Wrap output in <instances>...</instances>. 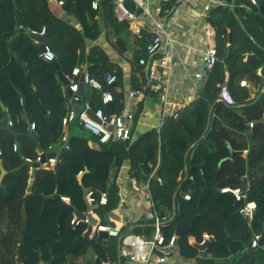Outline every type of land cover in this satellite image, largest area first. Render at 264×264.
Listing matches in <instances>:
<instances>
[{
    "label": "trees",
    "instance_id": "trees-1",
    "mask_svg": "<svg viewBox=\"0 0 264 264\" xmlns=\"http://www.w3.org/2000/svg\"><path fill=\"white\" fill-rule=\"evenodd\" d=\"M59 1H64V10L77 19L80 28L69 25L56 16L48 0H0V126L4 124V112L1 107L3 104L14 130L28 134V126L23 118L27 107L32 122L36 124L35 133L39 138V142L25 139L18 143L16 137L7 129L0 128V146L3 150V156L0 158V176L2 169L7 173L3 186H0V264L15 263L20 243L18 237H21V231L32 214L43 215L45 221L54 217L52 211L46 209L54 204L60 208L59 204L49 201L44 211L42 204L43 196H55L58 183L61 194L64 187L75 185L72 179L74 178L83 197L78 175L85 172L87 167L84 169V166L77 165L74 172L70 173L71 169L64 166V159H76L79 151L94 152L88 147V142L98 143V140L78 122L72 123L67 142L69 149L61 157L64 165L58 167L55 174L43 169L36 171L32 192L27 194L31 174L30 166L25 162L27 159L36 160L38 151L48 153L49 147L61 146L64 136L63 119L68 109L55 64L38 58L39 46L30 34L16 35V11H19L23 26L30 33L47 29L48 46L56 55L62 53L59 65L64 75L71 76L77 63L82 61L89 65L90 76L103 84L107 75L113 74L117 77L114 86H104L114 96V101L110 104H103L102 93L89 88L82 99L89 102L93 109L101 108L107 115L121 113L125 109L123 94L114 91L118 83L122 86V69L110 60L101 47L95 46L89 51L86 49L87 40L97 41L100 38V22L108 24L119 54L134 52L132 65L137 67L143 77L147 68L140 66L139 62L142 58L148 59L146 46L150 35L143 34L141 39L135 38L131 41L129 24L119 22L114 16L113 0ZM95 1L99 4L98 11L92 10ZM260 2L264 7V0ZM245 4L250 6V0H235L236 7L233 11L219 6L210 12L209 21L217 31L220 57L219 63L209 71L199 98L183 108L177 119L166 118L159 130H149L129 143L111 142L102 145L100 153L92 155V158L100 162V174L93 169H87L88 172L83 176V186L87 189L108 192L109 204L100 209V213L102 222L111 224L109 216L117 204L119 186L110 183V165L105 161L111 157V169L115 168L116 176L121 167L127 164V180L134 179L140 184L143 176L149 177L155 171L150 181V191L157 211L161 218L168 219L165 217L166 213L173 216L171 221H168L169 218L163 224L162 230L167 241L177 228L188 229L193 225L190 233L178 238L181 254L186 258H193L199 251L189 244L190 237H195L200 242L203 234L208 233L214 238L208 246V258L200 260L199 264H218L213 263V260L223 264L264 261L263 245L257 249L250 248L255 234H262L264 238V123H258L264 119V94L247 102L249 90L240 86L242 80L260 88L264 85V68L261 76L257 73L264 65V49L252 40L262 44L264 16H258L259 8H254L257 13L253 17L259 30L258 34H255L247 24V17L250 16L240 9V5ZM175 5V1L171 0L164 6V11L171 12ZM237 15L245 28L240 25ZM229 35L232 56L228 71V88L238 106L234 108L218 102L221 91L219 85L225 82L224 59L227 56ZM251 53H256L262 61V65L255 69H251L244 61L245 56ZM23 65L26 66L27 73ZM27 78L32 82L34 91L30 89ZM135 86L138 91L152 89L150 81L147 86L145 81L140 84L136 79ZM19 91L24 94V98ZM36 97L47 111V115L38 107ZM21 99L24 100V105H21ZM141 109L142 107L139 108ZM47 116L52 121L51 138L48 134ZM250 122L255 123L252 129ZM16 142L19 144L18 152L13 151V144ZM245 150H248L247 157L236 155L230 159L231 151ZM245 177L249 179L246 202L257 204L251 222L240 214V207L236 205L232 193H221L224 188H243ZM52 182L54 185L50 184ZM86 182H91L90 188ZM186 194L191 195L189 201L184 199ZM61 196L72 201L70 196ZM71 206L77 209L72 202ZM60 210L62 212L61 208ZM60 214L50 222L56 229H60ZM44 220L41 222H45ZM146 222L145 226L135 229L133 234H141L151 239L154 234L153 222ZM84 226L86 225L82 224L79 228L85 231ZM31 247L27 245L24 250ZM84 250L75 251V256H81ZM31 256L37 258L34 253H31ZM66 256L67 253H64L61 259H58L53 252L51 260L54 262L51 264H65ZM49 262L46 263L50 264Z\"/></svg>",
    "mask_w": 264,
    "mask_h": 264
},
{
    "label": "crops",
    "instance_id": "crops-1",
    "mask_svg": "<svg viewBox=\"0 0 264 264\" xmlns=\"http://www.w3.org/2000/svg\"><path fill=\"white\" fill-rule=\"evenodd\" d=\"M174 1L176 5L171 12L164 11L165 5L160 10L157 7H154V10H155V13L159 15L162 18V20L166 23V25L168 26L170 33H172L173 39L178 42V44L176 45V55L174 57L173 67H172V71L170 75L171 76V88H170V94L168 96V100L171 102H176V103H180L181 105H183L181 108L182 110L183 108L187 107L188 104H190L191 102L199 98L200 92L205 86L206 81L208 79L209 70H207L206 68V76H204L202 72V68L205 66L203 62L204 51H206L208 47L214 46V45L218 49L217 31L215 27L209 21L210 12L219 6L230 8V10H231V7L233 6V10H234L236 5H235V0H174ZM48 2L50 5V8L52 9V11L54 12L56 16L64 20L69 25L80 28L78 25L77 19L74 16L66 13V11L64 10V1L48 0ZM60 2H63V5H60ZM207 5L210 6V11L208 12L205 11V7ZM240 6H241L240 9L245 11L246 14L250 16V17H247L248 26L251 27L250 29L255 34H258L259 30L256 28L257 26L255 25L256 22L254 20L255 17H253V15L257 13V11H254V8L256 7L250 5V9H246V8H243L244 5H240ZM257 8H259L257 15L264 16V14H262V11L260 9L259 3H258ZM263 11H264V7H263ZM237 17L239 18L238 20L240 21V25L243 28H245L240 17L238 15ZM100 27L102 29V34L100 38L97 41L87 40L86 49L87 51H89L95 46L101 47L107 53L110 60L122 69L123 71V78L121 82L122 86H119V83H118L115 86L114 91L116 93L123 94L124 99H125V107H126L125 109L129 110L134 115V123H133L132 129H133V140H135L139 136L146 133L147 131L158 129L160 127L161 112H162L163 103H164L163 93L155 91L154 89H151V90H145V89L141 90L140 89L141 92L143 93L142 98L134 97L131 99L128 97V94L131 91L133 90L136 91L137 89L135 86L136 79L138 80L140 84H143V81H145L148 86L149 84L148 72L146 71V68H145V75L143 77L141 73L137 70V67H134L132 65L134 61L133 51L124 53V54H119L118 46L116 44L115 39L112 37V32L109 29L107 23L103 21L100 22ZM208 28H211V32L209 31ZM130 31L132 33L131 41H133L135 38H138L134 34V32L131 30V28H130ZM211 33H213L212 34L213 36H211ZM143 34L144 36L150 35L149 40L150 41L152 40L153 34L151 32H149L148 30H144ZM252 40L257 46L262 47L264 49V39L263 38H261L262 44H258L254 39ZM230 43H231V36L229 35L228 44H227V50H228L227 56H228L229 51H231ZM249 55H256L257 58L260 60V64L258 66L262 65L261 58L256 53L247 54L245 56V60H244L245 62ZM227 56L224 59V62H226ZM58 62H59V58H58ZM225 67H226V64H225ZM263 68H264V65H262L257 70V73L259 76L262 75ZM228 71H229V66L226 67L225 82L219 85V87L227 85V89L229 90L228 83H229L230 74ZM198 73H201L205 78L204 83L201 88H198V84L201 79L198 80L195 77L196 74ZM243 81H247V80H242L241 82ZM247 82H248L247 87H242L241 83H240V86L242 88L249 90L250 96L247 99L248 100L247 102H249V101H253L257 99L258 96H261L260 92L261 90H264V85L262 88H260L252 84L249 81ZM90 89L89 87H85V94ZM140 107H142L141 110H139ZM235 107H238V106L236 105ZM67 109L68 110L70 109V105L68 104H67ZM7 114H8V111H7ZM23 118L25 122L27 123V126H28L27 130L28 132H30L31 124L28 121L26 110H25V114ZM3 121H4V115H3ZM8 121L10 122L9 115H8ZM70 125L67 128L64 127V133H66L68 136H70ZM137 131L139 132V134H137ZM224 143L227 146L229 145L227 141H224ZM99 146L100 145H98V143H95L93 141L88 142V147L91 150L95 147H96L95 149H98ZM100 149H101V146H100ZM40 153L42 152L38 151V154ZM247 155H248V150H245L242 156L245 158L247 157ZM0 163H1V159H0ZM62 165L64 164L61 162V158H60L59 164L55 167V170L52 172H54L55 174L56 169L58 167L60 168V166L62 167ZM127 171H128V165L124 164V166L121 167L120 172H118L117 176L115 175V168H112L109 174L110 183L111 184L115 183L119 186V191L122 192V195H123V202L120 200L118 196L115 209L109 216V223L111 224L104 223L106 225H110L112 227H116L120 229L121 233L124 235L128 233L133 234L135 233L134 232L135 229L146 225L147 219L145 217V213L149 210L150 205H151V201L149 197L136 195L133 192L132 186H129V183L131 182V180H127ZM30 174H31V179L29 180V189L27 191V194H29L30 192L29 190H30L31 181L35 182V179L32 178V170L30 171ZM50 184L54 185L53 182ZM248 185H249V182H248ZM224 189H231V188H224ZM235 189H238V188H235ZM247 190H248V186H247ZM65 198H68V197H65ZM69 205H71V203ZM46 206H47V203L44 206V202H43L42 211L46 209ZM35 216L37 215L35 214ZM35 216H33L32 214L31 218L29 219L30 221L28 220L30 222V234L26 239V244L32 247L31 249L23 250V258H24L23 264H26L27 262L31 264H47L46 263L47 261H50L49 263L51 264L54 262L53 260H51V256L53 255V252H54L55 257L58 259H61L62 254L67 253L65 264H96L97 260H100L103 264H118L119 259L121 258L118 239L110 238V237L101 238L99 234H97L95 239L93 240L89 238H84L85 231L87 232L88 227H89V225H86V230L82 231L81 236L77 237V239H75L76 236L68 238V239H64L66 240V243H65V246L62 247L64 243L63 241H60L58 239L56 230H55L56 228L52 227L54 225L52 224L50 225V222L52 218L54 219V217H50L51 220L45 221L42 218L43 215L40 214L37 217ZM74 217L76 216L74 215ZM165 217L168 219L170 218V219L169 220L166 219L164 223H166L167 220L171 221L173 219V216H170L169 213H166ZM41 220H44L45 222L42 223ZM72 227L75 232L77 231V229H79V227H74V226ZM76 235L78 236L79 233L77 232ZM133 235H136V234H133ZM174 235L176 234L174 233ZM205 235L210 236L208 233H204L202 236V240L200 242H198L197 238L195 237L189 238V244L199 251L198 255L193 258H186L181 254L180 246L177 240V246L175 250L173 251L172 256L169 258L166 264H199L200 260H205L206 258H208V255H207L208 247L204 251L197 248L198 245L199 246L202 245ZM136 236L145 238V236L141 234H137ZM153 236L151 237V239L153 238ZM18 240L20 242L19 243L20 245L22 236L20 238L18 237ZM95 240L100 241V246H98L99 249L94 248L93 246L90 245L91 242ZM213 240H214L213 236H210V240H208L207 242L210 243ZM18 247H17L16 254L18 252ZM84 249H86V251ZM83 250L85 252L81 256L79 257L75 256V251H83ZM263 250H264V244H263ZM31 253H34L35 255H37V258L32 257ZM24 255H26V260H25ZM215 262L218 264H223L222 262L213 260V263ZM10 264H18L17 256H16L15 263H10ZM249 264H264V261L258 260L254 262V260H251Z\"/></svg>",
    "mask_w": 264,
    "mask_h": 264
},
{
    "label": "built area",
    "instance_id": "built-area-1",
    "mask_svg": "<svg viewBox=\"0 0 264 264\" xmlns=\"http://www.w3.org/2000/svg\"><path fill=\"white\" fill-rule=\"evenodd\" d=\"M126 1L127 0H113V13L115 18L119 22L128 23L131 30L139 39L143 37L144 30H148L153 34L152 40L146 46L148 59H140L139 64L140 66L149 67L148 75L149 81L152 85L151 88L155 91L163 93L164 103L161 112V125L158 128L159 130L166 118L172 117L173 119H177L183 106L180 103L168 100L171 88L170 75L174 57L176 55V45L178 42L173 39L168 26L154 10V7H157L160 10L171 0H131L136 4L137 8L142 9V14L140 16H136L134 13H131L125 8L124 3ZM250 2L252 6H258V0H250ZM60 5H63V2H60ZM243 8L250 9V6L244 5ZM92 9L95 11L99 9L98 1L93 2ZM205 11H210V6L207 5L205 7ZM208 29L211 32V28ZM31 33L39 36H46L47 29L43 28L40 32L33 31ZM212 34L213 33H211V36H213ZM35 44L39 47L41 45L39 41H35ZM38 58L45 62H53L57 59V55L47 44L43 52L39 50ZM203 62L209 71L213 70L219 63V52L215 45L208 47V49L204 51ZM195 77L198 80L205 79L201 73L196 74ZM66 80L69 83L68 85L61 83L62 94L67 100V104L70 105V109L63 119V126L65 128L72 123L78 122L88 133L98 140V145L100 146L111 142L129 143L133 140L132 128L134 115L129 110L124 109L121 113L107 115L101 108L93 109L92 105L89 102L83 101L82 97L79 95V85L82 83L85 87L101 92L103 104L106 105L112 103L114 101V96L112 92L110 90H106L104 86H114L117 83V77L115 75H107L105 84H103L90 76L89 65L86 62L79 61L73 69L71 76H66ZM247 83V81H243L241 82V86L247 87ZM220 88L221 91L218 97V102L224 103L229 107H235L237 103L227 89V85L220 86ZM263 94L264 90H261L260 95ZM128 97L131 99L134 97L142 98L143 93L138 90H133L128 94ZM21 105H24L23 99H21ZM75 105H80L79 109H74ZM254 125V122H250L249 124L251 129L254 128ZM9 126L13 127V123L9 122ZM35 130L36 124L31 123L30 131L35 132ZM68 138L69 136L64 133L62 142L65 143L64 146L67 149H69L67 145ZM18 150L19 144L16 142L13 144V151L18 152ZM51 150L52 147H49V152ZM42 154L44 153H40L34 161L31 159L26 160V162L30 163V171L35 170L36 172L41 169L47 171L55 170V167L60 162L59 156L57 155V157L47 159L44 163H41ZM2 156L3 150L0 146V158ZM35 163L41 164L38 168H33L32 165ZM83 174L84 172H80L78 177ZM154 174L155 171L151 176H149L145 187H142V184L138 183L136 180H131L133 192L136 195L147 196L151 201L150 208L145 213V217L148 221L153 222L154 236L152 239L142 238L131 233L124 235L121 233L120 229L104 224L102 222L100 209H104L108 206L109 194L106 191L88 189L86 201L91 207V211L89 213L97 220V225L92 227V232L88 238L93 240L97 234L106 233L108 237L118 239L120 257L123 264L128 262L136 264H166L177 246L178 236L173 235L170 240L167 241L162 230L166 219L160 217L150 191V181ZM221 192L232 193L237 203L243 202L240 214H242L250 222L253 220L257 210V204L255 202H246L247 192L244 195L242 188L223 189ZM118 196L123 202L122 192L119 191ZM61 199L68 204L71 203L69 198L62 197ZM184 199L189 201L191 199V195H184ZM82 224L89 225V222L87 219L79 220L77 217H74L71 221V225L74 227H79ZM263 239L262 234H255L253 240L251 241L250 248L257 249L261 247L260 243ZM208 240H210V236L205 235L202 245H204ZM155 253H158L159 255L154 258L153 256Z\"/></svg>",
    "mask_w": 264,
    "mask_h": 264
},
{
    "label": "water",
    "instance_id": "water-1",
    "mask_svg": "<svg viewBox=\"0 0 264 264\" xmlns=\"http://www.w3.org/2000/svg\"><path fill=\"white\" fill-rule=\"evenodd\" d=\"M258 3L260 5V9L262 11V14H264L263 7L261 6V3H260L259 0H258ZM124 5H125V8L127 10H129L131 13H134L136 16H140L142 14V9L141 8H137L136 4L133 1L127 0L124 3ZM231 10H233V6L231 7ZM16 13H17V19H18V31H17L16 35L19 36L20 34H30L35 40H37V41H39L41 43V45L39 47V50L41 52H43L45 50V46L49 43V37L47 35L46 36H39V35L30 33V31L23 26L22 18L20 16V13H19L18 10L16 11ZM237 19H239V18L237 17ZM61 54L62 53H59L57 55V59L55 61H53V63L55 64V66H56V68L58 70V79H59V81L61 83H63V84H67L68 85L69 83L67 82L65 75L61 71V68H60V65H59V62H58V58L61 56ZM231 54H232V52L229 51L227 59H226V62H225L226 67H228L229 64H230ZM246 62L253 69L260 64V60L257 58L256 55H249L247 57ZM23 67H24L25 72L27 73L26 66L23 65ZM206 68H207L206 65L202 68V72H203L204 76H206ZM146 71L147 72L149 71V67L146 68ZM27 79H28V85H29L30 89L34 91L33 86H32V82L30 81L29 78H27ZM203 83H204V79L200 80V82L198 84V88H201ZM19 92H20L21 97L24 98V94L21 91H19ZM79 95L82 98L85 95V86L82 83H80V85H79ZM36 101H37L38 107L41 109V111L45 115H47V111L43 108V106L41 105V103H40V101H39V99L37 97H36ZM1 107H2V110L4 112V124L1 125L0 128L7 129L13 136L16 137L18 143H22L25 139H32V140H35V141L39 142V138H38V136H37V134L35 132L30 131L27 135H22L20 132L15 131L13 127L9 126L8 114H7L6 108H5V106L3 104H1ZM79 107H80V105H75L74 109H79ZM25 110H26V113H27L28 121L31 124L32 123V119H31L30 113L28 112L27 107H25ZM211 111H212V109H211ZM47 119H48V134H49V137L51 138L52 137V121H51V118L49 116H47ZM258 123H264V119H262V121H260ZM64 145H65V143H62L61 146L52 147V150L50 152L42 154L41 155V157H42L41 163H44L47 159L57 157V155L59 156V158H61L68 151V149ZM231 153L232 154H231L230 159H233L234 156H236V155H243V152L231 151ZM41 163H35V164L32 165V167L33 168H38ZM25 164L30 166L29 162H25ZM85 172L87 173L88 170L86 169ZM35 173H36L35 170H33L32 171V178L35 177ZM84 174L81 175L78 178V183L82 187L83 202H84V204L86 206V211L77 210L74 207H72L71 205L65 203L61 199L60 184L59 183H58V186H57V190H56L55 196H53V197H44L43 196V202H44V206L49 201H56L59 204L60 208L62 209V212H61V214L59 216L58 224L61 223V220L68 213H73L77 217V219H79V220H86L87 219L88 222H89V227H88L87 232L84 235V238H88L90 236L91 232H92V227L94 225H97V220L94 219L92 217V215L89 213L91 211V207L86 201V195L88 193V189L85 186H83V176H84ZM5 175H6V172L2 169L1 170V176H0V186H3V180L5 178ZM148 179H149L148 176H143V178H142V187H145V184L147 183ZM248 182H249V179L247 177H245L244 178L243 188H242L244 195L247 192ZM33 183L34 182L31 181L30 190H29L30 192L29 193L32 192ZM129 186H132L131 182L129 183ZM236 205L239 206L240 210H241L242 207H243V202L237 203ZM86 213H89V214H86ZM193 227L194 226L192 225L188 229L177 228L176 231H175V234L178 237H181L184 234L190 233L193 230ZM29 234H30V222L27 221L25 229L21 232L22 240H21V244L18 247V252H17V263L18 264H23L24 263L23 250L27 246L26 239L29 236ZM99 236L101 238H107L108 237V235L106 233H99ZM263 244H264V239L261 241L260 246H262ZM208 245H209V243L206 242L204 245H201V246L198 245L197 248L202 250V251H204L208 247ZM157 255H159V254L155 253L153 257L155 258ZM96 264H103V263L100 260H97ZM118 264H123L122 261H121V258L119 259ZM124 264H136V263L128 262V263H124ZM158 264H162V263H158Z\"/></svg>",
    "mask_w": 264,
    "mask_h": 264
},
{
    "label": "rangeland",
    "instance_id": "rangeland-1",
    "mask_svg": "<svg viewBox=\"0 0 264 264\" xmlns=\"http://www.w3.org/2000/svg\"><path fill=\"white\" fill-rule=\"evenodd\" d=\"M137 134H139L138 131H137ZM95 148L92 149L94 152H87L86 150H84V152H80L79 151V153L77 154V158L76 159H71L70 157H66L64 159V163H65L64 166H67L68 169H71L70 173H73L75 167L77 165H80V166H84V169H85V167H87V169H89V170L93 169L94 171H96L97 173L100 174V162H98L96 159H94V157L92 158V155L93 154L94 155L95 154H99L101 149H100V146H99L98 149H95ZM72 155H73V153H72ZM110 161H111V157H109L107 159V161H105V163L110 165L109 170L111 172L112 169H111ZM68 164H70V166ZM72 166H73V168H72ZM88 178L86 179V181L88 180ZM72 179H73V182L75 183V185L70 184L69 187H67V188H65L63 186L64 189L62 190L61 194L70 196L72 198L71 202L74 204V206L78 210L86 211V206H85V204L83 202L82 194L79 191L80 188L77 187V181L74 180V178H72ZM86 185H88V188H90L91 182H86ZM46 210H48L49 212L52 211V214H53L54 218L61 213L60 208L56 204H54L51 208L48 207ZM40 213H42V212H40ZM38 215H39V213H38ZM73 218H74V214L73 213L66 214L64 216V218H63V221L61 222L60 229H55L58 239L60 241H63V243H64V245H62V247H64L65 243H66V240H64V239H68V238H71V237H74V236H76L75 239H77V237L80 236V235H78V236L76 235L77 232L79 234H81L82 231H83V228L77 229L76 232L74 231L73 227L70 225L71 219H73ZM84 227H86V226H84ZM90 245L93 246L94 248H98V246H100V241L99 240H95V241L91 242ZM24 256H25V260H26V255H24ZM26 264H31V263L27 262Z\"/></svg>",
    "mask_w": 264,
    "mask_h": 264
}]
</instances>
